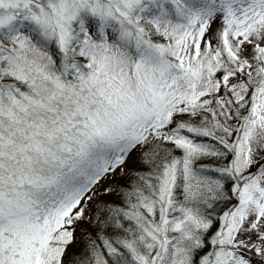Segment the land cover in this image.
I'll return each instance as SVG.
<instances>
[{"label": "snow or ice", "instance_id": "obj_1", "mask_svg": "<svg viewBox=\"0 0 264 264\" xmlns=\"http://www.w3.org/2000/svg\"><path fill=\"white\" fill-rule=\"evenodd\" d=\"M82 223L74 264H264V0H0V264Z\"/></svg>", "mask_w": 264, "mask_h": 264}, {"label": "rangeland", "instance_id": "obj_2", "mask_svg": "<svg viewBox=\"0 0 264 264\" xmlns=\"http://www.w3.org/2000/svg\"><path fill=\"white\" fill-rule=\"evenodd\" d=\"M138 156H139V153H137V157H134L131 161H129V167L132 166V165L141 164L139 162ZM254 170L255 169H253V171ZM120 180H121L120 177H116L114 181L109 180V181H106L104 183L115 187L117 184H119ZM102 199L107 200L109 202H111L112 200H114V202H117V199H116L115 195H107V196L102 197ZM88 227H89L88 225L83 224V223L77 226V231L75 233L76 240H75V242L73 244L76 243L78 245L80 243V240L84 241V239L86 238V233H87ZM73 244H71V245H73ZM71 245L69 246L68 251H67V253H66L65 257H64L65 264H72L71 263V258L74 257V255H75L74 251L71 249Z\"/></svg>", "mask_w": 264, "mask_h": 264}, {"label": "trees", "instance_id": "obj_3", "mask_svg": "<svg viewBox=\"0 0 264 264\" xmlns=\"http://www.w3.org/2000/svg\"><path fill=\"white\" fill-rule=\"evenodd\" d=\"M52 50L54 51V49H52ZM54 58H55V57H54ZM130 167H137V168H139V167H144V165L139 164V165H132V166H130ZM121 183H127V181L121 179V180L119 181V184H121ZM116 199H117V202H114V200H112L111 202H113V203H115V204H119L120 201H119V199H118L117 196H116ZM231 203L234 204V203H235V200H232ZM226 207H227L226 204L221 203L220 205L217 206L214 215L218 216V215L220 214V212H221L223 209H225ZM86 230H87V229H86ZM96 231H97V229H96L95 227H88V230H87L86 236H87V234H88L89 232H91L93 235H95ZM85 239H86V238H85ZM85 239H84V241H83V240H80V243H79L78 245H77L76 243L73 244V245H71V249L74 251V254H75L74 257L71 258V263H72V264H74V262L77 260L78 257L83 256V250H84V248H85ZM253 260L256 261V260H258V258L255 257V256H253Z\"/></svg>", "mask_w": 264, "mask_h": 264}]
</instances>
